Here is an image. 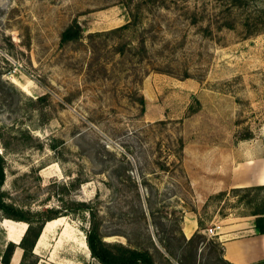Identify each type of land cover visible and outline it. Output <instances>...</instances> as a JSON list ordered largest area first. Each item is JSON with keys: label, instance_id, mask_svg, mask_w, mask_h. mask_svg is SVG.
<instances>
[{"label": "rangeland", "instance_id": "rangeland-1", "mask_svg": "<svg viewBox=\"0 0 264 264\" xmlns=\"http://www.w3.org/2000/svg\"><path fill=\"white\" fill-rule=\"evenodd\" d=\"M73 23L81 37L62 42ZM243 147L264 151V0H0L4 199L67 214L27 263L98 264L81 245L90 216L67 212L83 201L106 243L222 264L215 237L182 243L181 222L256 220L264 191L204 187ZM63 227L74 242L58 244ZM26 228L0 211V255Z\"/></svg>", "mask_w": 264, "mask_h": 264}, {"label": "trees", "instance_id": "trees-1", "mask_svg": "<svg viewBox=\"0 0 264 264\" xmlns=\"http://www.w3.org/2000/svg\"><path fill=\"white\" fill-rule=\"evenodd\" d=\"M82 35V28L77 23H73L68 26L61 34L62 42H71L78 40ZM5 161L2 154H0V211L3 217L8 220L15 222H23L27 225L19 243L9 242L7 244L6 250L1 254V263L9 264L12 253L16 248L22 250V256L19 264H37L36 261L29 262L31 257H35L34 248L43 232V229L47 222L60 218V216H65L67 214H60L53 209H46L44 211L35 212L34 214L26 213L24 210L15 207L13 204H8L4 199V193L2 187L5 182ZM124 169H121V171ZM126 170V169H125ZM117 176L120 175V169H116ZM65 187V184L62 185ZM232 193L239 192H251L255 191L258 196L259 193L264 191V185L254 186L247 188H237L230 190ZM226 195V191L219 192L215 197H222ZM259 203L256 205L255 212L252 214L256 217L255 226L260 233H264V196H262ZM74 208L70 207L68 211L88 214L90 216L89 228L86 230L85 241L87 247L90 251L92 258L98 264H153L154 259L151 252L147 249L133 248L131 246H126L123 244H109L103 241V235L100 231V226L96 220V210L88 202H78L73 203ZM198 224L200 230H204L202 221L199 219ZM205 235L197 232L191 238L186 239L183 234H181V241L186 245L193 244L195 238H201L198 242L203 244L202 239ZM197 244V246H198ZM220 246V261L222 264H229L222 258V245L218 242ZM180 247V246H179ZM199 248V246H198ZM196 247V250H198ZM195 250V251H196Z\"/></svg>", "mask_w": 264, "mask_h": 264}, {"label": "crops", "instance_id": "crops-1", "mask_svg": "<svg viewBox=\"0 0 264 264\" xmlns=\"http://www.w3.org/2000/svg\"><path fill=\"white\" fill-rule=\"evenodd\" d=\"M243 149L244 161H234L230 165L222 164L220 167L211 165L205 170L207 197L222 191H230L237 188H247L264 185V151L245 147ZM193 181V180H192ZM197 190V188L195 189ZM198 191V190H197ZM198 212H185L181 231L186 239L195 233L204 234L200 230ZM220 230L215 239L222 245V258L229 264H264V233H260L254 220H228L218 224ZM19 243V242H18ZM35 251V250H34ZM20 257V256H19ZM18 261L10 264H17Z\"/></svg>", "mask_w": 264, "mask_h": 264}, {"label": "bare ground", "instance_id": "bare-ground-1", "mask_svg": "<svg viewBox=\"0 0 264 264\" xmlns=\"http://www.w3.org/2000/svg\"><path fill=\"white\" fill-rule=\"evenodd\" d=\"M61 221H62V218H57L55 220H52V221H49L46 223L44 229H43V232L39 238L42 239L45 235L49 234V233H52L53 230L57 227V225H60L61 224ZM60 239H59V242L58 244L61 245V244H68L69 242H74V238L73 236L69 233L68 231V228L67 227H63L61 229V233H60ZM84 248L88 249L87 248V244L85 242V239L84 241L82 242L81 244ZM80 245V246H81Z\"/></svg>", "mask_w": 264, "mask_h": 264}, {"label": "built area", "instance_id": "built-area-1", "mask_svg": "<svg viewBox=\"0 0 264 264\" xmlns=\"http://www.w3.org/2000/svg\"><path fill=\"white\" fill-rule=\"evenodd\" d=\"M220 230V226L219 225H215V226H212V227H209L207 229L204 230V234L209 237V238H212V237H215L218 232Z\"/></svg>", "mask_w": 264, "mask_h": 264}]
</instances>
